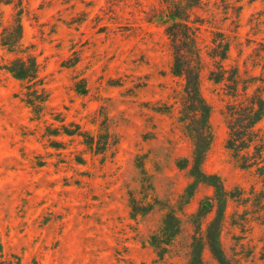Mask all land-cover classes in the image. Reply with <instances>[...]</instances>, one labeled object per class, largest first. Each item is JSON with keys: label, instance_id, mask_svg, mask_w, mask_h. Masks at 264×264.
Returning a JSON list of instances; mask_svg holds the SVG:
<instances>
[{"label": "rangeland", "instance_id": "1", "mask_svg": "<svg viewBox=\"0 0 264 264\" xmlns=\"http://www.w3.org/2000/svg\"><path fill=\"white\" fill-rule=\"evenodd\" d=\"M203 1L188 19L203 21L200 90L213 137L202 171L229 193L227 259L264 264V117L249 125L250 102L264 98V0ZM174 3L0 0L3 27L22 24L14 51L0 29V264H190L193 255L219 264L206 244L215 190L191 175L206 123L173 73ZM29 58L32 82L6 69ZM232 137L254 142L231 149ZM171 214L181 229L160 257L151 236Z\"/></svg>", "mask_w": 264, "mask_h": 264}, {"label": "trees", "instance_id": "2", "mask_svg": "<svg viewBox=\"0 0 264 264\" xmlns=\"http://www.w3.org/2000/svg\"><path fill=\"white\" fill-rule=\"evenodd\" d=\"M202 5H204L203 0H175L173 9L171 10V15L175 18V23L167 29V32L173 39H175V65L173 67V73L177 77H184L187 82L185 87L187 96L185 107H187L190 113L192 112L199 115L200 118H204L206 123L202 129L198 131L200 137L197 139L193 167L191 169V175L195 178L196 183L208 184L215 190V202L217 203L216 206L218 210L216 217L209 224L206 235V244L218 260L219 264H231L224 253L221 243V226L225 216V208L229 198V193L225 189L219 177L207 175L202 171V165L213 137L209 124L210 107L205 105V101L200 90L202 60L197 47V34L201 29V26H203V21H199V17H197V20L192 22V24L188 21L191 15L190 11L201 8ZM1 28H3V32L1 34L2 45L10 51H14L17 49V46L22 38L21 21L16 18L13 24L4 28L3 19L0 14V29ZM181 28L184 31L181 32ZM217 34L223 35V33ZM180 40H184L187 46H190V49L185 50V52L182 49H177ZM220 46L223 49V53L221 55L217 54L215 57L224 61L227 59L229 44L224 41V43L220 42ZM31 59L32 58H29L28 61L24 59H17L12 61L6 69L19 81L32 82V80L37 78V63L33 61L30 62ZM222 73L224 72H221L220 76L217 78L213 77V79L216 82H222L224 80V74ZM250 103L252 105L251 108L254 117L249 122V125L250 127H254V125L260 122L264 117V98L257 96L252 99V102ZM31 104L33 106L35 105L33 103ZM35 107H37V105H35ZM233 136L235 137L236 135L233 134ZM234 137H232L228 142L229 148L231 149L244 150L251 146L249 142H254L249 141V139L246 138H240L238 143H235ZM193 187V184L189 186L190 192L186 195H191L193 193ZM180 229V220L178 217L171 214L166 217L161 229L151 236V245L155 248L160 257H163L167 253L168 246L179 234ZM190 264H204L201 255H196L195 257L193 255Z\"/></svg>", "mask_w": 264, "mask_h": 264}]
</instances>
